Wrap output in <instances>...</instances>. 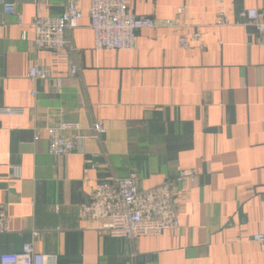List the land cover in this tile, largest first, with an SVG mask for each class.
Returning <instances> with one entry per match:
<instances>
[{"label":"crops","instance_id":"0c3cea01","mask_svg":"<svg viewBox=\"0 0 264 264\" xmlns=\"http://www.w3.org/2000/svg\"><path fill=\"white\" fill-rule=\"evenodd\" d=\"M73 1L81 18L54 51L35 48L29 21L60 14L65 0H0V109L23 110L0 112L9 228L0 253L32 242L57 264H264L251 239L264 232V45L240 16L264 0H127L156 22L130 50H94L91 0ZM5 3L16 12L5 13ZM219 6L226 25L214 24ZM196 31L202 47L181 48L178 38ZM31 66L47 77H29ZM94 120L106 129L98 139L84 138L69 155L49 152L47 126L76 122L80 129L64 134L85 136ZM185 168L196 179L174 184V228L113 237L80 215L112 175L136 171L146 189Z\"/></svg>","mask_w":264,"mask_h":264},{"label":"built area","instance_id":"2783aa9c","mask_svg":"<svg viewBox=\"0 0 264 264\" xmlns=\"http://www.w3.org/2000/svg\"><path fill=\"white\" fill-rule=\"evenodd\" d=\"M182 7L177 12H182ZM5 13H14L15 5L5 3ZM81 10L73 0H65L63 11L58 15H37L31 18L29 26L34 32L33 44L36 49L58 51L68 43L67 32L77 27ZM242 16L252 26L264 45V4L260 7L244 9ZM229 18L223 6H219L214 18L217 26L226 25ZM175 24L166 22V25ZM89 25L93 33L94 50H130L134 47L135 36L139 30L154 28L155 20L147 15H137L128 10L127 0H91ZM193 43L202 47L199 31L181 35L178 44L181 48H190ZM77 68L71 66L69 74H76ZM32 79L46 78L47 73L41 66L28 68ZM60 84V80H57ZM0 112L7 115H21L22 108L2 107ZM76 122H60L47 126L49 152L56 156H65L81 150L84 138L98 139L106 129L100 120L91 122L89 135L73 134L65 131H78ZM38 134V133H37ZM37 134L35 138H37ZM196 179L193 169H179L170 179L146 189L139 188L140 177L136 171L125 176L112 175L99 181L90 195L88 202L80 205V215L96 221L98 228L113 237L135 239L144 235H158L163 230L178 226L175 212L173 187L175 183L192 184ZM6 215L0 206V234L8 233ZM252 240L261 244L264 250V232L255 233ZM56 254L35 251L32 242H25L18 251L0 253V264H57Z\"/></svg>","mask_w":264,"mask_h":264}]
</instances>
